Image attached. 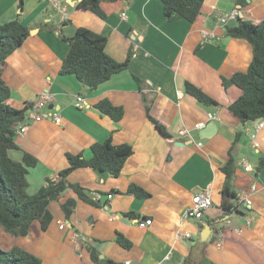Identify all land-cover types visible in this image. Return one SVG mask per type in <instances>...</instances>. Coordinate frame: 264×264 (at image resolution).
Masks as SVG:
<instances>
[{"label":"crops","instance_id":"1","mask_svg":"<svg viewBox=\"0 0 264 264\" xmlns=\"http://www.w3.org/2000/svg\"><path fill=\"white\" fill-rule=\"evenodd\" d=\"M56 1L0 0V24L20 19L30 29L25 45L0 66L11 90L9 104L23 109L42 100L43 94L53 97L41 111L45 119L27 122L25 136H16L18 149L9 152L18 162L24 153L37 160L27 176L28 193L35 194L49 179L57 180L70 165L67 154L90 158L95 143L111 138L116 146L132 145L133 154L118 177L92 168H80L68 176L69 183L89 190L99 205L79 200L69 189L61 201L50 204L53 220L47 230L36 221L23 237L9 235L0 226V248L18 246L39 257L42 264H101L92 260L91 248L101 260L121 264H264V164L259 168L264 159V127L258 135L260 147L255 149L251 134L256 121L244 124L229 111L243 92L237 86L225 88L222 82V77L247 71L253 51L248 41L225 37V27L217 18L239 10V17L260 22L264 0H248L244 7L237 0H207L195 23L167 20L161 0H129L107 19L80 8L82 0H59L63 14ZM81 27L106 36V52L118 62H124L131 50L134 53L127 70L92 91L75 75L61 74L69 51L63 37L71 38ZM205 33L214 37L205 40ZM134 75L142 79V89ZM186 82L201 88L220 106L199 103L186 93ZM143 95L168 136L147 118ZM78 97L84 99L82 108L77 107ZM104 99L124 109L121 121L95 108ZM57 114L61 124L53 120ZM210 122L217 129L215 135L200 139L195 125ZM182 130L190 134L181 135ZM238 131L242 137L235 148L234 189L239 196L255 185L256 192L252 206L240 204L227 211L222 207L225 175L221 167L229 159ZM131 185L150 196L127 194ZM207 187L213 207L202 220L185 219L193 196ZM68 199L77 200L69 218L61 207ZM147 218L154 224L140 228L138 222ZM205 225L213 229V237L209 243H200ZM118 233L132 242L130 250L117 243ZM184 233L191 238H182Z\"/></svg>","mask_w":264,"mask_h":264},{"label":"trees","instance_id":"2","mask_svg":"<svg viewBox=\"0 0 264 264\" xmlns=\"http://www.w3.org/2000/svg\"><path fill=\"white\" fill-rule=\"evenodd\" d=\"M129 0H82L80 8L88 9L107 19L114 11L122 8ZM164 5V14L167 20L184 19L195 23L202 14L207 0H161ZM243 7L248 0H237ZM234 25L225 26V37L244 39L252 46L253 58L247 71H239L230 78L222 77L223 86H237L242 95L229 106V111L242 123L264 119V19L253 22L237 17ZM30 35V29L20 19L0 24V66L7 58L21 49ZM69 44V51L63 61L61 74L75 75L78 81L88 90H96L109 81L114 75L128 69L133 57L132 50L124 62H118L106 52L108 38L104 35L81 27L71 38L63 37ZM139 88H143V81L134 75ZM186 93L194 97L202 105L213 108L219 103L196 85L186 82ZM11 90L0 74V226L12 236H27L34 222L39 221L41 228L47 230L53 220L50 204L61 201L67 190H72L79 200L99 205L91 197L89 190L80 185L71 184L68 176L80 168H92L109 172L113 177L122 173L127 160L133 154V146L123 144L116 146L111 138L103 143H95L91 147V157L85 158L80 154H67L69 167L59 172L57 180L49 179L47 184L35 194H29L28 173L30 168L37 165V160L24 153L21 162L13 160L9 152L18 149L15 141L17 127L22 124L30 109V104L23 109L14 108L9 104ZM147 118L156 126L160 133L168 136L166 127L151 113V102L143 95ZM95 108L114 121H121L124 109L114 105L110 100L99 101ZM242 137L238 131L228 161L221 167L225 175V183L221 191L222 207L227 211L237 209L233 200L237 198L234 189L237 159L235 148ZM264 159L260 162V167ZM127 194L138 198H147L149 193L137 185H131ZM76 199H68L61 207L67 218L74 212ZM132 215V214H128ZM117 243L124 249L130 250L132 242L124 235L117 236ZM91 258L101 264H121L110 259L101 260L96 249L91 248ZM0 264H42L36 255L16 246L9 250L0 248Z\"/></svg>","mask_w":264,"mask_h":264},{"label":"built area","instance_id":"3","mask_svg":"<svg viewBox=\"0 0 264 264\" xmlns=\"http://www.w3.org/2000/svg\"><path fill=\"white\" fill-rule=\"evenodd\" d=\"M60 2L59 0L56 1L55 6L64 14V12L60 9ZM123 17H126V14L123 13L122 14ZM239 16V10H235L231 13V15L229 17L227 16H221L219 15L217 18L219 20V22L225 27L226 25H228V23L230 21H235L237 19V17ZM214 37L213 34H209V33H205L203 34V39L207 40ZM53 99L52 96H49L47 94H43L42 95V100H40L39 102L32 104L30 106V109L27 112V116L25 121L19 125V127L17 128V135L18 136H25V134L27 133L28 129H29V124L27 122H32V123H37V122H41L45 119V115L41 112L43 107L46 104V101H51ZM84 99L83 97H78L77 98V107L82 108L84 107L83 105ZM53 120L55 121L56 124H61V116L60 115H54L53 116ZM210 120H212V117H210ZM256 127L254 132L251 134V142H252V146L255 149H258L260 147V143L258 141V135L260 133V131L262 130V128L264 127V120H256ZM205 123H197L195 125V128L197 130H201L203 128H205ZM248 128V126H247ZM181 135H187L190 134V132L188 130H182L180 132ZM245 170L246 171H250L251 167L246 165L245 166ZM256 192V186L253 185L250 187L249 192L247 193H243L242 195L240 194L239 196H237L236 200H235V207H237L240 204H244L246 206H252L253 202H252V196L253 194ZM97 199H101L100 195L96 196ZM109 199L112 198V195L108 196ZM214 203H213V198H212V191L209 187L200 190L197 194H195L193 196L192 199V205L186 210L185 212V219H194V220H202L205 213L211 208L213 207ZM154 224V221L152 218H147L144 220H140L138 222V225L140 228L142 229H146L151 227ZM65 227L64 223H62L60 225V228L63 229ZM76 238H78V235L75 236ZM182 238H191V235L189 233H184L183 235H181ZM83 242H85L87 244V240L85 238H81ZM169 257H167L168 259ZM127 264H129V262H127Z\"/></svg>","mask_w":264,"mask_h":264},{"label":"water","instance_id":"4","mask_svg":"<svg viewBox=\"0 0 264 264\" xmlns=\"http://www.w3.org/2000/svg\"><path fill=\"white\" fill-rule=\"evenodd\" d=\"M69 3V1H67ZM261 120V119H259ZM19 127V126H18ZM215 125L210 122L206 125L205 128L200 130L199 137L200 139H209L216 133ZM213 237V229L209 225H205L203 231L200 234L199 242L200 243H209Z\"/></svg>","mask_w":264,"mask_h":264},{"label":"rangeland","instance_id":"5","mask_svg":"<svg viewBox=\"0 0 264 264\" xmlns=\"http://www.w3.org/2000/svg\"><path fill=\"white\" fill-rule=\"evenodd\" d=\"M230 15H231V13H228V14H227V17H229Z\"/></svg>","mask_w":264,"mask_h":264}]
</instances>
